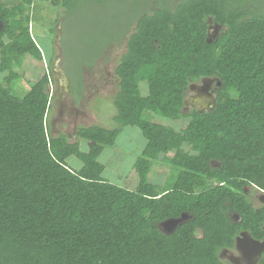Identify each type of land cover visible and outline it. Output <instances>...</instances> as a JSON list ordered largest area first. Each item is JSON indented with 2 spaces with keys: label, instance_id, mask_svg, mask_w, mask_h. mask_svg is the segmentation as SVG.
<instances>
[{
  "label": "trees",
  "instance_id": "trees-1",
  "mask_svg": "<svg viewBox=\"0 0 264 264\" xmlns=\"http://www.w3.org/2000/svg\"><path fill=\"white\" fill-rule=\"evenodd\" d=\"M50 1L67 18L88 0ZM122 1L131 15L121 34L82 45L93 52L86 65L125 45L114 68L117 127L79 126L86 150L48 133V72L23 95L13 90L14 67L43 52L29 32L33 0L0 1V264H229L219 253L241 231L264 239V202L254 206L248 190L264 193V0ZM212 25L222 26L214 37ZM201 78L220 82L214 106L186 111ZM147 111L187 122L175 130ZM125 126L145 138L133 189L103 179L98 161ZM155 162L169 166L161 188L148 180ZM182 213L172 231L161 229Z\"/></svg>",
  "mask_w": 264,
  "mask_h": 264
},
{
  "label": "rangeland",
  "instance_id": "rangeland-1",
  "mask_svg": "<svg viewBox=\"0 0 264 264\" xmlns=\"http://www.w3.org/2000/svg\"><path fill=\"white\" fill-rule=\"evenodd\" d=\"M0 1L12 6L22 0ZM33 3L35 7L33 15L36 20L33 18L29 23V32L41 48L43 59L37 61L28 54L24 55L21 67H14L19 78L12 82L13 90L23 95L30 84L44 73H49L51 100L47 120L51 123V135L62 132L72 134L78 126L96 122L107 128L117 127L113 119L116 110L112 102L118 81L114 68L125 50L124 42L119 49L114 42L108 47L105 58H100L93 67L84 71L85 94L78 100L73 101L68 83L71 82L72 90H77L81 83L80 70H83L82 66L85 67L93 54L82 45L89 41L105 42L110 37L121 34L126 18L131 15V11L124 8L127 3L122 0L118 3L108 0V3L99 4L96 0H88L67 18L62 7L53 5L50 0H33ZM48 57H52L50 63L47 61ZM5 74L7 72H0V80ZM192 83L191 89H188V98L191 100L198 96L202 80ZM140 90L143 95L147 94L144 83H140ZM145 117L175 130L184 127L187 122L185 118L173 120L151 111H147ZM80 141L83 149L87 141L85 139ZM144 143L145 138L137 127H122L114 148L108 146L101 154L100 158L106 164L105 176L111 182L116 184L121 182L123 187L133 189L137 182L133 163L140 155ZM171 154L170 152L169 155ZM66 162L70 167L80 164V160L73 155ZM169 175V166L155 162L148 173V180L161 188ZM125 176L129 181L124 182ZM248 190L254 206L257 207L264 202V193L256 189ZM220 256L222 260L227 261L240 256V251L237 249L231 253L221 251Z\"/></svg>",
  "mask_w": 264,
  "mask_h": 264
},
{
  "label": "flooded vegetation",
  "instance_id": "flooded-vegetation-1",
  "mask_svg": "<svg viewBox=\"0 0 264 264\" xmlns=\"http://www.w3.org/2000/svg\"><path fill=\"white\" fill-rule=\"evenodd\" d=\"M250 1L251 3L254 4V2H252L253 0H248ZM256 0V3L258 5V3L260 4V1ZM222 29V26H217V25H212L210 28H209V35L211 37H214L216 34H218ZM131 30V29H130ZM123 42L124 40L122 39L118 44H117V47L118 49L121 48V46L123 45ZM125 46V45H124ZM106 51H104V53L102 55H99L97 56V58L93 59V63H90V65H84L85 67L82 66L83 70L81 69V83L80 85L77 87V90H72V86H71V82L69 81L68 83V90L73 98V101H76L78 100L81 96H83L85 94V83H84V71L87 69V68H90V67H93L95 65V62L97 60H99L100 58H105L106 56ZM200 80H202V86L200 87L199 91H198V96H195L193 98V100H191L190 98H188V91H187V95H186V98L185 100L187 101V104L184 103V109L186 111H189L191 108L195 107L196 109H200L202 108L203 110H207V108H211V102H210V99L214 98L215 97V92H216V89L217 87L220 85V82L218 81H215V79L213 78H201ZM193 83H191L188 87V89H191V85ZM204 95V96H203ZM214 97H213V96ZM199 96H203L204 99H202L203 101L202 102H199L198 101V97ZM189 106V107H188ZM48 127H49V131L51 132V123L50 121L48 120ZM263 203V202H262ZM261 205V204H260ZM234 217H236L235 215H233ZM161 226V229L164 230V231H168V228L169 226L167 224L163 225V223L160 224ZM263 228H264V225H263ZM245 231H241L236 237H235V243H234V247L233 249H223L221 251L223 252H229L231 253L232 250L234 249H237L240 251V256H236V258H230L229 260H227V262H229V264H242L243 262L246 264H257L260 256H261V253L259 254L258 253V246L257 245H254L252 243H250L248 240H249V237L252 238L247 232H245V235L243 236H240V240L238 241V243L236 244V238ZM253 239V238H252ZM253 240H256V239H253ZM256 241H264L263 240H256ZM221 251L219 253V255H221ZM233 255V254H232ZM231 255V256H232ZM221 257V256H220ZM239 257L241 259H239Z\"/></svg>",
  "mask_w": 264,
  "mask_h": 264
},
{
  "label": "water",
  "instance_id": "water-1",
  "mask_svg": "<svg viewBox=\"0 0 264 264\" xmlns=\"http://www.w3.org/2000/svg\"><path fill=\"white\" fill-rule=\"evenodd\" d=\"M49 90V89H48ZM49 92H50V90H49ZM204 96V95H203ZM201 97V96H199L197 99H198V101L199 102H202L203 100L202 99H204V97ZM214 98H212V99H210V104L212 105L211 106V108H213V106H214ZM186 102V103H185ZM184 103L185 104H187V101L185 100L184 101ZM211 108H207V110H210ZM198 110L199 111H201V112H203V111H205V110H203L202 108H198ZM211 163H214V161H212ZM236 216V215H235ZM237 217V216H236ZM186 218V214H184V213H182L181 214V216L180 217H178V218H169V219H166V220H164L163 222H161V223H163V225H165V224H167L168 226H169V228H168V231L167 232H170V231H172L174 228H175V226L179 223V222H181V221H183L184 219ZM166 232V231H165ZM244 236L245 235V232H243V233H241L237 238H236V244L238 243V241L240 240V236ZM250 243H252V244H254V245H257L258 246V253L260 254L261 253V251L264 249V241H256V240H253L252 238H250L249 237V240H248Z\"/></svg>",
  "mask_w": 264,
  "mask_h": 264
},
{
  "label": "crops",
  "instance_id": "crops-1",
  "mask_svg": "<svg viewBox=\"0 0 264 264\" xmlns=\"http://www.w3.org/2000/svg\"><path fill=\"white\" fill-rule=\"evenodd\" d=\"M50 90V93H51V89H49ZM93 124H99L98 122H96V123H93ZM93 124H89V125H93ZM89 125H85V126H89ZM100 125V124H99ZM79 127V126H78ZM77 127V128H78ZM77 128H76V131L74 132V133H67V132H62V133H58V134H55V135H52V136H56V135H59V134H63V135H65L66 137H67V140H68V142H76V141H78V143H79V146H80V148H81V139H79L78 137H77ZM48 129V133H49V135H51L50 133V131H49V127L47 128ZM117 138V137H116ZM115 143H116V139H115V141H114V143H113V145H111V147L112 148H114V146H115ZM87 145H88V142L86 143V145H85V147L82 149V150H86L87 149ZM106 147H108V146H105L103 149H102V151H101V153H100V155L98 156V161L99 162H101L102 164H103V166H104V169H103V172H102V174H101V176H102V178L103 179H105V180H107V181H109V182H111L106 176H105V169H106V164L101 160V154L104 152V150H105V148ZM142 150V149H141ZM69 158V157H68ZM67 158V159H68ZM66 159V160H67ZM68 165V164H67ZM80 165L81 164H78L76 167H70L69 165V167L71 168V169H77V168H79L80 167ZM128 179V177L127 176H125L124 177V182H127V181H129V180H127ZM114 183V182H113ZM118 185H121V186H123L122 184H121V182L120 183H117ZM134 187H135V185H134ZM133 187V188H134ZM129 189V188H128Z\"/></svg>",
  "mask_w": 264,
  "mask_h": 264
},
{
  "label": "clouds",
  "instance_id": "clouds-1",
  "mask_svg": "<svg viewBox=\"0 0 264 264\" xmlns=\"http://www.w3.org/2000/svg\"><path fill=\"white\" fill-rule=\"evenodd\" d=\"M50 89H51V86H50Z\"/></svg>",
  "mask_w": 264,
  "mask_h": 264
}]
</instances>
